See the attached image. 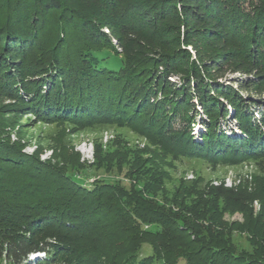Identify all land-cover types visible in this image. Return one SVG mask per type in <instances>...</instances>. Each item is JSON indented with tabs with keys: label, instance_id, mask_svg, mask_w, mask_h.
<instances>
[{
	"label": "trees",
	"instance_id": "1",
	"mask_svg": "<svg viewBox=\"0 0 264 264\" xmlns=\"http://www.w3.org/2000/svg\"><path fill=\"white\" fill-rule=\"evenodd\" d=\"M103 52L119 65L102 66ZM228 69L247 76L225 84ZM243 90L264 94V0H0V98L12 113L132 125L176 158L231 161L264 154V111ZM22 150L0 125V262L264 264L263 195L216 185L198 214L170 220L145 204L126 213L99 184ZM218 200L244 218L246 249L225 233Z\"/></svg>",
	"mask_w": 264,
	"mask_h": 264
},
{
	"label": "rangeland",
	"instance_id": "2",
	"mask_svg": "<svg viewBox=\"0 0 264 264\" xmlns=\"http://www.w3.org/2000/svg\"><path fill=\"white\" fill-rule=\"evenodd\" d=\"M183 48L193 56L188 46ZM95 56L104 67L116 68L119 65L120 57L109 52L96 53ZM246 76L228 69L221 80L236 87L233 82L245 79ZM240 95L247 101H259L258 105L264 111V94L243 90ZM7 103L4 98H0V125L11 142L22 145L23 154L36 156L40 163H49L66 170L85 187L99 184L103 188L102 195L108 196L112 204L127 208L126 213L132 208L131 205L140 210L145 204L144 207L157 208L161 216L170 220L187 216L192 209L198 214L200 204L207 199L206 190L216 185L264 196V154L253 158L238 157L231 161L176 158L165 144L147 137L132 125L100 120L84 123H73L72 120L65 119L49 121L50 118L44 119L33 111L12 113L4 108ZM223 106L228 112L227 130L239 134L235 129L231 109L224 102ZM195 108L198 114L195 116L196 124L191 126V132L198 136L203 130L200 119L205 120V117L199 114L198 107ZM145 185L146 191L143 190ZM120 194L126 195L124 201L119 197ZM138 198L145 199V202L142 203ZM217 209L221 213V219L228 225L225 233L228 232L237 246L246 249L247 236L242 228V215L232 212L231 206L223 200L217 201ZM253 211L257 216L260 211L258 202L253 203ZM212 215L213 211L206 213L203 224L207 225ZM111 220L112 217L109 218V223ZM110 226L111 224L100 228L102 239L115 229ZM146 251L147 246L144 249L145 253ZM43 258V254L31 255L27 263L35 264Z\"/></svg>",
	"mask_w": 264,
	"mask_h": 264
}]
</instances>
